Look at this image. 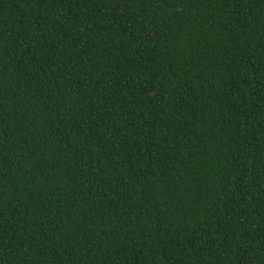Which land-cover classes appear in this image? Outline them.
<instances>
[{
  "label": "trees",
  "instance_id": "obj_1",
  "mask_svg": "<svg viewBox=\"0 0 264 264\" xmlns=\"http://www.w3.org/2000/svg\"><path fill=\"white\" fill-rule=\"evenodd\" d=\"M0 264H264V0H0Z\"/></svg>",
  "mask_w": 264,
  "mask_h": 264
}]
</instances>
